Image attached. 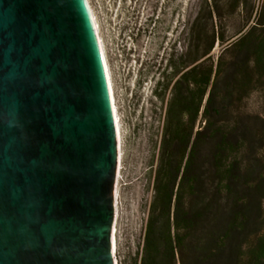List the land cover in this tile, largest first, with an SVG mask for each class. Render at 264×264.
I'll return each mask as SVG.
<instances>
[{
	"label": "water",
	"instance_id": "1",
	"mask_svg": "<svg viewBox=\"0 0 264 264\" xmlns=\"http://www.w3.org/2000/svg\"><path fill=\"white\" fill-rule=\"evenodd\" d=\"M118 154L88 0H0V264H117Z\"/></svg>",
	"mask_w": 264,
	"mask_h": 264
},
{
	"label": "trees",
	"instance_id": "2",
	"mask_svg": "<svg viewBox=\"0 0 264 264\" xmlns=\"http://www.w3.org/2000/svg\"><path fill=\"white\" fill-rule=\"evenodd\" d=\"M184 41L154 90L166 109L152 144L153 196L135 264H264V231L247 234L251 211L235 203L241 139L264 135L242 107L264 95V4L197 0ZM217 44L226 45L215 58Z\"/></svg>",
	"mask_w": 264,
	"mask_h": 264
},
{
	"label": "rangeland",
	"instance_id": "3",
	"mask_svg": "<svg viewBox=\"0 0 264 264\" xmlns=\"http://www.w3.org/2000/svg\"><path fill=\"white\" fill-rule=\"evenodd\" d=\"M143 1L147 3L142 9L141 0H88L107 60L117 116L119 154L113 227L117 264H135L143 247L153 196L152 144L159 138L166 109L154 90L162 76L160 72L164 68L168 70L167 60L173 40L176 57L185 51V31L197 0ZM257 4L262 7L264 0H257ZM156 5L158 10L154 7ZM238 22L237 18L235 26ZM224 45H216L213 50L215 58L221 54ZM242 107L243 112L250 115L245 121L252 130L262 132L264 95L260 92L252 94ZM241 140V148L235 157L239 167L235 203L242 199L241 204L247 203L251 211L246 233L263 232L264 135Z\"/></svg>",
	"mask_w": 264,
	"mask_h": 264
},
{
	"label": "bare ground",
	"instance_id": "4",
	"mask_svg": "<svg viewBox=\"0 0 264 264\" xmlns=\"http://www.w3.org/2000/svg\"><path fill=\"white\" fill-rule=\"evenodd\" d=\"M91 13H92V11H91ZM92 16H93V14H92ZM93 19H94V17H93ZM94 22H95V19H94ZM95 25H96V23H95ZM96 28H97V25H96ZM97 33H98V28H97ZM98 37H99V34H98ZM99 41H100V44H101V48H102V52H103V56H104V60H105V66H106V70H107V75H108V78H109V81H110V84H111V87H112V82H111V78H110L109 70H108V65H107V60H106V57H105L104 49H103V46H102V43H101L100 38H99ZM112 89H113V87H112ZM113 100H114V97H113ZM113 112H114V117H115L116 115H115L114 106H113ZM115 124H116L117 138L119 140V137H118V128H117V116L115 117ZM118 143H119V141H118ZM115 195H116V190H115ZM115 205H116V199H115Z\"/></svg>",
	"mask_w": 264,
	"mask_h": 264
},
{
	"label": "flooded vegetation",
	"instance_id": "5",
	"mask_svg": "<svg viewBox=\"0 0 264 264\" xmlns=\"http://www.w3.org/2000/svg\"><path fill=\"white\" fill-rule=\"evenodd\" d=\"M145 1H143V0H141V4H140V7H141V5L142 4H144V5H142V9L143 8H145V4L147 3V2H145ZM155 7V9L156 10H158V7H157V5L156 6H154ZM141 12H140V10H138V14H140ZM137 18H138V16H137ZM157 18H158V16H157ZM150 20H152V19H150ZM158 23V22H157ZM138 32H140V29L138 28ZM139 34V33H138ZM174 52H175V45H174V40H173V43H172V47H171V53H170V56H169V60H173L174 59Z\"/></svg>",
	"mask_w": 264,
	"mask_h": 264
}]
</instances>
